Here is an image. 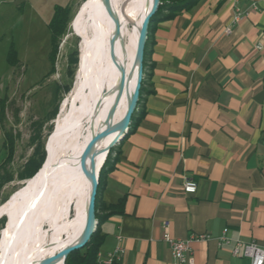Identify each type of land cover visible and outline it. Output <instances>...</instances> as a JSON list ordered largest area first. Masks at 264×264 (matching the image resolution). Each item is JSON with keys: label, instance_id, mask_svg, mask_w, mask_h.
<instances>
[{"label": "crops", "instance_id": "1", "mask_svg": "<svg viewBox=\"0 0 264 264\" xmlns=\"http://www.w3.org/2000/svg\"><path fill=\"white\" fill-rule=\"evenodd\" d=\"M239 10L249 15L234 25ZM145 73L135 123L103 178L102 203L124 205L98 221L99 252L121 246L119 264H179L168 222L173 238L208 237L193 242L194 264H251L233 249L264 245V0H201L157 19Z\"/></svg>", "mask_w": 264, "mask_h": 264}, {"label": "bare ground", "instance_id": "2", "mask_svg": "<svg viewBox=\"0 0 264 264\" xmlns=\"http://www.w3.org/2000/svg\"><path fill=\"white\" fill-rule=\"evenodd\" d=\"M150 3L151 0H112L121 23L114 58L110 46L114 24L103 14L102 1L87 0L80 8L81 34L75 31L82 39V75L56 120V134L49 146L47 163L0 208V219L3 214H10L1 233L2 264H39L79 240L88 206L82 160L93 134L106 126L108 113L120 91L121 68L125 70V86L112 123L119 124L127 112L137 75L135 54L139 28ZM115 136L110 135L99 148L107 146ZM103 162L104 156H101L98 168ZM76 200L79 207L71 220Z\"/></svg>", "mask_w": 264, "mask_h": 264}, {"label": "rangeland", "instance_id": "3", "mask_svg": "<svg viewBox=\"0 0 264 264\" xmlns=\"http://www.w3.org/2000/svg\"><path fill=\"white\" fill-rule=\"evenodd\" d=\"M86 2L0 0V208L23 188L27 180H22L20 173L36 150L46 156V146L62 105L82 75V39L73 31V23L81 34L78 27L80 16L78 20L76 16ZM69 4L71 12L66 31L56 54L52 55L49 23L56 6ZM11 54L14 64L9 60ZM144 78L145 90L148 78ZM53 112L56 115L51 119L48 115ZM34 136L36 141L32 142ZM53 136L48 143V151ZM11 140L14 150L10 155L3 145ZM78 207L76 200L71 220L75 218ZM7 215L10 214L0 219V239L8 222ZM44 228L50 230L47 226Z\"/></svg>", "mask_w": 264, "mask_h": 264}, {"label": "water", "instance_id": "4", "mask_svg": "<svg viewBox=\"0 0 264 264\" xmlns=\"http://www.w3.org/2000/svg\"><path fill=\"white\" fill-rule=\"evenodd\" d=\"M101 1L102 4L104 5L103 14L106 15L114 24V33L110 40L112 56L114 58L115 44L117 43V40L121 34V23L116 17V11L113 7L112 0H101ZM160 4H161L160 0H151L150 7L140 24L139 35L136 45V54H135V68H137V75L135 80V86L133 88V92L129 100L126 114L119 124L114 125L112 123V119L116 113L117 104L122 97V93L125 86V70L124 68H121V71L123 73V79H122L120 91L115 101V104L108 113L106 126L103 130L93 134V136L91 137L90 144L88 146V150L84 157V160H82V162L85 163L84 174L88 185V206H87V213H86L85 224L83 227L82 234L78 241L58 250L53 255L43 259L39 264H66V260L68 256L72 252L84 248L96 231L98 225V220L96 218V197L98 192L100 171L110 151L114 147H116L128 134L132 123V117L135 114V112H137L138 110L142 82L144 79V58H145L146 44L149 37V27L152 19L159 10ZM80 11L81 10H79L77 16L79 15ZM73 31L76 33L74 28V23H73ZM76 35L79 36L77 33ZM55 131H56V124H55L54 132L51 135V137L55 134ZM114 134L116 136L107 144V146H104V148H99V145H101L105 141V139H107L110 135H114ZM50 138L48 140V143L50 141ZM48 143L46 146V158L41 168L45 166V164L49 159ZM62 149L63 148H60L59 150ZM69 150L71 149L69 148ZM101 156H104V162L98 168V159ZM3 215L5 216L6 214ZM6 217L7 220L9 221V216L7 215ZM0 247H1V239H0ZM1 252L2 250L0 248V264H2Z\"/></svg>", "mask_w": 264, "mask_h": 264}, {"label": "trees", "instance_id": "5", "mask_svg": "<svg viewBox=\"0 0 264 264\" xmlns=\"http://www.w3.org/2000/svg\"><path fill=\"white\" fill-rule=\"evenodd\" d=\"M201 0H160V7L156 15L151 21L150 27H149V37H150V31L152 24L157 20V19H163V20H169L173 19L176 16L180 15L184 11H187L196 5L200 3ZM70 12H71V4L67 6H56L55 7V13L52 18V20L49 23V29H50V34H51V46H52V55H55L58 49L59 41L62 38V36L65 34L67 23L70 17ZM149 37L148 41L146 44V50H145V58H144V76H147L145 73L146 69V55H147V48L149 44ZM11 56L9 57V60L11 64H14ZM51 60L52 56L50 57ZM144 82L145 78L143 79L142 82V88H141V93H140V100L142 96V92L144 90ZM140 103V101H139ZM3 105V104H2ZM137 112L132 117V123L131 127L135 123V118H136ZM56 112L50 113L48 117H51V119L55 118ZM130 127V129H131ZM32 142L36 141V137L31 138ZM4 147L8 148L10 155L13 153L14 150V142L11 140L9 144H4ZM39 150H36L32 158H30L26 164L24 165L21 173H20V178L22 180H28L33 178L37 172L41 169L44 161H45V154L44 152H41L39 154ZM116 152V147H114L108 157L106 158V161L100 171V177H99V185H98V192H97V197H96V218L98 221L102 219V217H109L113 214L116 213H122L123 212V205H124V199H121L120 204L117 206L109 205L106 206L104 203L101 201V189L103 185V178L105 175V172L109 169L110 163L114 157V154ZM2 184H0V190H1ZM106 212L104 216H102L101 213ZM5 218V217H4ZM103 243V236L99 234V229L98 227L96 228L95 233L92 235L90 241L88 244L82 248L81 250H77L72 252L67 260L66 264H96L97 262V255L98 252L102 246Z\"/></svg>", "mask_w": 264, "mask_h": 264}, {"label": "built area", "instance_id": "6", "mask_svg": "<svg viewBox=\"0 0 264 264\" xmlns=\"http://www.w3.org/2000/svg\"><path fill=\"white\" fill-rule=\"evenodd\" d=\"M237 1V0H236ZM252 10H257V5L252 4ZM248 12H242L239 10L238 15L234 18L233 24L236 25L242 20L247 18ZM227 34L232 33V29L228 28L226 30ZM258 49H262L260 46ZM184 191L187 194H195L197 192L198 186L194 181H187L184 184ZM166 232L163 236L164 241L170 246L172 256L179 264H194L195 260L193 257L192 244L195 241L207 240V236H191L188 239H176L173 238L168 232L170 224L167 222L164 224ZM118 241L121 243L122 238L119 236ZM220 242L225 244H230L232 242L231 238L228 236V229L223 231L220 238ZM125 254V249L118 246L115 250L109 253L98 252L96 264H119ZM233 255L236 257L243 256L250 260L251 264H264V245H259L256 242H243L241 240L235 241V247L233 249Z\"/></svg>", "mask_w": 264, "mask_h": 264}]
</instances>
